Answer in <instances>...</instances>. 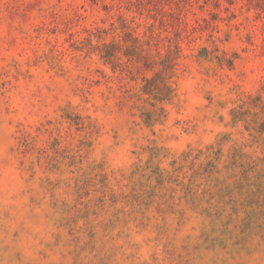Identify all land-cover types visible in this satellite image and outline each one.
Here are the masks:
<instances>
[{
  "label": "rangeland",
  "instance_id": "1",
  "mask_svg": "<svg viewBox=\"0 0 264 264\" xmlns=\"http://www.w3.org/2000/svg\"><path fill=\"white\" fill-rule=\"evenodd\" d=\"M0 264H264V0H0Z\"/></svg>",
  "mask_w": 264,
  "mask_h": 264
}]
</instances>
